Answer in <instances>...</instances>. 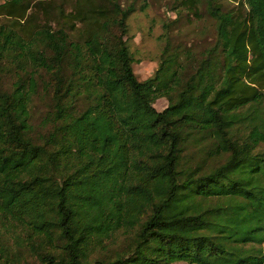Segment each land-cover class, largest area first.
Instances as JSON below:
<instances>
[{"label":"trees","instance_id":"16d2710c","mask_svg":"<svg viewBox=\"0 0 264 264\" xmlns=\"http://www.w3.org/2000/svg\"><path fill=\"white\" fill-rule=\"evenodd\" d=\"M177 1L206 6L215 40L196 56L168 30L145 80L134 2L0 4V228L25 233L39 264H264V0ZM43 73L54 109L38 142ZM3 237L0 264H28Z\"/></svg>","mask_w":264,"mask_h":264},{"label":"rangeland","instance_id":"374dc122","mask_svg":"<svg viewBox=\"0 0 264 264\" xmlns=\"http://www.w3.org/2000/svg\"><path fill=\"white\" fill-rule=\"evenodd\" d=\"M5 1L8 0H0V4ZM219 1L223 2L228 9L234 5L229 0ZM121 2L123 5L134 2L136 7V11L128 19V25L129 47L135 59L134 70L139 80L151 77L159 68L161 53L165 46V40L160 37L168 30L171 38L169 46L172 50L185 48L193 51L196 56H200L201 52L215 40L214 20L204 4L198 9V14L193 15L181 7L177 0H121ZM47 82L50 83L52 89V77L43 73L40 78L39 92L34 97L31 106L34 135L38 142L52 128V124L45 121L48 114L54 109L53 92L49 93L48 89L43 88ZM11 84V76L7 72H2L0 87L8 90L11 88ZM168 103L166 98H159L154 106L158 111H162L168 106ZM85 105V101H83L79 108H83ZM193 151L195 150L191 143L185 154L193 156ZM18 234L19 236H17ZM0 235L4 236L2 239L6 238L9 241L8 246L11 251H19L25 255L28 264H39L25 242L27 237L25 233L20 230L5 233L4 228L1 227ZM126 236L125 233L120 232L116 241L111 244V249L115 250L114 253L125 249L127 241L124 239ZM173 264L190 263L176 261Z\"/></svg>","mask_w":264,"mask_h":264}]
</instances>
